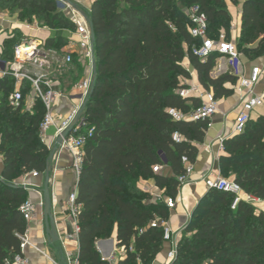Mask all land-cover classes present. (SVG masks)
Listing matches in <instances>:
<instances>
[{"label": "trees", "instance_id": "obj_1", "mask_svg": "<svg viewBox=\"0 0 264 264\" xmlns=\"http://www.w3.org/2000/svg\"><path fill=\"white\" fill-rule=\"evenodd\" d=\"M227 2L238 5V0H92L85 16L94 31V83L80 117L81 129L91 128L92 136L83 147L77 181V202L82 205L79 264H109L95 242L109 240L114 229L117 248L125 250L116 264H153L160 254L163 229L151 223L166 222L169 210L138 184L153 180L166 197L175 199L177 178L185 172L181 159L195 163L194 144L202 143L208 130V119L175 120L169 113L188 115L201 106L199 99L179 95L191 80L185 59L201 88L216 101L233 95L225 85L234 86L237 77L210 76L219 55L201 61L193 53L200 42L191 36L187 16L197 5L206 17L208 36L217 39L223 32L229 40ZM4 4L18 10V20L25 14L60 32L45 41L46 48L60 52L66 47L61 31H74V26L56 0H0V8ZM240 21L238 52L248 61L262 58L264 0H244ZM17 43L15 38L4 40V61L12 59ZM73 63L80 67L76 56ZM11 89L5 81L0 99V264L19 253V236L26 232L19 207L27 192L13 181L32 172L43 176L50 155L40 138L45 108L38 100L30 110L24 101L17 108L9 106ZM26 94L25 87L23 99ZM223 148L220 175L232 177L244 193L264 199V117L250 120ZM155 166L169 167L171 176L155 174ZM232 202V196L217 190L198 200L171 264H264V212L242 201L232 210Z\"/></svg>", "mask_w": 264, "mask_h": 264}, {"label": "built area", "instance_id": "obj_2", "mask_svg": "<svg viewBox=\"0 0 264 264\" xmlns=\"http://www.w3.org/2000/svg\"><path fill=\"white\" fill-rule=\"evenodd\" d=\"M59 8L63 11V15L74 26L75 40H70L68 45L57 52L53 49L45 47V42L31 38L29 35L22 34L21 39L14 47L12 59L4 61L2 58L3 42L0 44V99L2 96V86L5 81L11 84L12 89L6 97V102L9 106L17 108L23 99V91L29 89L30 97L24 101L25 108L31 109L34 102L38 100L45 108V115L40 125V138L44 143L46 140V132L54 129L53 141L62 135V133L73 122L77 112L80 110L82 104L88 98L91 85L94 78L93 64H94V46L91 41V33L89 22L80 10L76 8L74 3L69 0H56ZM187 16L192 22V27L189 29L191 36L199 40V46L194 50V54L201 60L206 61L213 53H217L220 58H223L226 63L229 73L237 77V82L231 88L235 93L239 94L240 111L235 116L232 134H242L251 120V114L259 107L264 106V93H256V88L259 85L262 72L259 68H251L248 74L243 72V56L238 52L236 44L225 38L223 32H220L217 39H212L208 36V25L205 15L200 12L197 5L190 7L187 11ZM0 22H2L0 20ZM16 29V28H13ZM22 33L20 28H17ZM26 29L33 30L34 27L26 25ZM36 30H40L36 28ZM4 33L3 27H0V36ZM7 39L15 38L13 34L6 36ZM5 39V38H4ZM73 55H76L77 62L85 68L86 77L79 84L73 87V96H66L58 89V83L50 80L47 74L50 68L60 69L73 63ZM201 94L198 99L201 101V106L188 115H182L175 111H169L170 115L175 120H210L217 112V101L213 98L210 92L198 93ZM189 92L182 90L179 95L183 98L188 97ZM80 97V98H79ZM77 99L78 104L74 105L65 115L58 111L61 101H69ZM82 123L79 121L73 128L71 134L63 139L58 145L59 151L70 155L71 168L78 177L83 158V147L87 140L92 136L91 128L81 129ZM175 141H180L178 135H174ZM49 150L50 147L48 146ZM184 167V174L177 178L178 189L177 195L182 189L190 184L189 178L194 171V164L188 162L183 157L181 159ZM163 167H153V172L159 174ZM36 172H32L24 176V180L28 177L38 178ZM203 183L206 190H217L219 192L228 194L233 197L231 209L234 210L239 202H245L252 205L259 211L264 212V199H258L251 195L244 193L238 184L233 180L223 178L219 173H209L203 177ZM22 187L26 188L23 183ZM148 193L155 202H163L168 210L175 208L176 199L164 197L161 194L153 195L149 190L142 189ZM62 220L65 222L67 228L56 226L58 242L62 252L61 264H79L78 262V248L72 249L69 243L76 241L79 234L78 215L82 209V205L77 202V184L69 193L66 201L61 208ZM21 216L27 222L35 212V204L27 199L19 207ZM56 225V224H55ZM152 226H161L163 229V241L169 245V251L166 255V264H171L177 253L178 241L174 238V234L167 226L166 222L156 219L151 223ZM19 253L10 259H6L2 264H29L28 258L24 255V249L29 245L27 233L25 232L19 236ZM123 249V248H121ZM124 250V249H123ZM125 253V250H124ZM123 255L119 256L117 260L112 258L103 261L109 264H116Z\"/></svg>", "mask_w": 264, "mask_h": 264}, {"label": "crops", "instance_id": "obj_3", "mask_svg": "<svg viewBox=\"0 0 264 264\" xmlns=\"http://www.w3.org/2000/svg\"><path fill=\"white\" fill-rule=\"evenodd\" d=\"M74 1V0H71ZM240 6L238 8V15L233 20V33L236 39H238L240 34V11L241 4L244 0L239 1ZM228 3V2H227ZM80 4V5H79ZM92 0H77L74 3L76 8L80 10L83 14H86L91 7ZM82 5V7H81ZM84 7V8H83ZM230 12V8H228ZM0 14V27H3V30L6 27L20 28L22 34L28 35L26 31H32L26 29V25L20 23L15 17L13 20H7L2 17ZM18 30V29H17ZM19 31V30H18ZM41 32H45V42L50 37H55L53 34L54 31L47 28H42ZM37 32V33H39ZM66 32V31H65ZM66 36V34H64ZM67 37V36H66ZM5 40V39H3ZM183 67H185L190 75L191 80L187 81V84H193L192 87L196 89L198 93H204L205 91L201 88L197 81L196 72L192 69L187 59L183 61ZM222 67V66H221ZM225 67V66H224ZM251 68H259L262 72L260 77L259 85L256 88V93H264V56L262 58L248 61L243 57V72L248 74ZM224 74L223 72L218 74L216 77ZM211 73V77H212ZM212 77V78H216ZM227 88H231L229 84L225 85ZM227 98L217 101L218 110L216 114L209 120L208 130L205 134L204 140L202 143L194 144L198 150V155L194 163V171L191 174L189 181L190 184L185 186L181 192L176 196L175 208L169 210V217L166 221L167 226L171 229L174 234V238L179 242L183 236V231L188 224L190 216L195 209L198 200L207 192L204 183L203 177L209 173H219V159L222 156H225L223 144L226 140L232 138V127L234 123L235 116L240 111L239 104V94L238 92ZM201 94H188L190 98H196ZM70 101V100H69ZM74 105L69 106L67 101H61L58 107V111L65 115L69 109ZM259 117H264V106L257 108L251 114V121H256ZM54 129L50 128L46 132V140L44 144L50 149H55V154L52 161L50 162V192L52 195V214L55 220L56 226L67 228L65 222H61V208L66 201L69 193L72 191L75 184H77L78 177L71 168V158L70 155L59 151L56 141H53ZM51 150V151H52ZM2 171V159L0 157V175ZM160 174L163 176H171V170L169 167H163ZM44 176L38 178L28 177L24 180L22 184H26L27 199L35 204V212L32 217L26 222V233L29 240V245L24 249V255L28 258L29 264H61L62 262V252L60 244L57 241L56 243H50L47 239L45 228H44V217H43V200H42V188H43ZM22 184L20 186H22ZM139 188L147 189L153 195L165 196L163 190L156 188L153 180L143 181L141 180L138 184ZM70 248L77 249L78 242L77 240L69 243ZM95 247L100 254L101 259H110L117 260L119 256L123 255L124 250L117 248L116 246V230L114 229L113 234L109 240H97L95 242ZM169 251V245L164 243L161 249L160 254L157 255L153 264H166V255Z\"/></svg>", "mask_w": 264, "mask_h": 264}, {"label": "rangeland", "instance_id": "obj_4", "mask_svg": "<svg viewBox=\"0 0 264 264\" xmlns=\"http://www.w3.org/2000/svg\"><path fill=\"white\" fill-rule=\"evenodd\" d=\"M69 1H71V0H69ZM239 1H241V0H238V5H236V6H232L231 4L227 3V10H228V8H230V12L229 11L228 12L231 15V19H232L229 41H232L235 44H236L237 39L235 38L234 33H233V20L238 15V8L240 6ZM71 2L75 3V2H77V0H74ZM81 7H82V5H81ZM18 13H19L18 10L16 8L11 7L10 5H7V4L1 5L0 14L3 15L5 18L3 16L2 17L4 19H7L8 21L13 20L15 17H17V19H18ZM62 14H64L63 11H62ZM18 21L20 23H23V24L28 25L30 27H34V29L32 31H26V33L31 38L43 41L42 39L45 38L46 33L41 32V31L39 32L36 30V28L42 29L45 27H43L38 20H35L34 18H30L24 14V16L22 17V20H18ZM65 31H61V34L65 38V40L67 41V45H68L70 40H75L76 37L73 36L74 31H69V30H65ZM37 32H39V33H37ZM10 33L13 34L15 36V39H17L18 41L22 37V33H20V31H18L17 29H12L11 27H6L4 29V33L1 34V36H0V44L4 38H5V40L7 39L6 36L7 37L10 36ZM58 33H60L58 30L53 32V34H55V36ZM64 34H66L67 37ZM73 56H74L73 58H75L76 55H73ZM49 71L50 72L47 74V77L50 80L57 82L58 83V85H57L58 89H60L64 93V95L69 96V97L73 96V87L75 85L79 84L82 80H84V78L87 76L86 72L88 73V71L85 68H82L81 65L79 67L74 63H71L67 66L60 68V69H53V67H51ZM229 71L230 70L227 69V67H226L225 60L223 58L219 57L215 62V68L212 71V74H213L212 77H216L218 74H220L222 72L224 74L229 73ZM185 84L188 86L187 91L189 92V94H197V93H195L196 89H194V87H192L193 84H191V85H190V83L187 84V81L185 82ZM233 94H234V92H233ZM28 97H30V94H26L24 101H27ZM67 102L69 103V106H71L72 104H78L79 103L77 99H71L70 101L67 100ZM51 150L52 149L48 150L49 153L51 152ZM23 177L24 176H21V177L15 179L13 181V183L20 186L22 184L21 182H23ZM225 178L232 179V177H225ZM152 201H154L153 198H152Z\"/></svg>", "mask_w": 264, "mask_h": 264}, {"label": "water", "instance_id": "obj_5", "mask_svg": "<svg viewBox=\"0 0 264 264\" xmlns=\"http://www.w3.org/2000/svg\"><path fill=\"white\" fill-rule=\"evenodd\" d=\"M89 27H90V33H91V41L93 44L94 43V31H93V27L90 24H89ZM94 68H95V66L93 64V67H92L93 75H94ZM93 83L94 82L92 81L91 91H92ZM85 103H86V101L83 102L80 110L77 112V114H76L73 122L70 124V126L57 139V141H56L57 145L61 144L62 140L66 139L71 134L73 128L75 127V125L77 124V122L79 121V119L82 115V112H83L84 107H85ZM54 154H55V149H53L50 152L46 171L44 174V182H43V188H42L44 228H45V233H46L47 239L50 243H56L58 241V235H57L55 220H54V217L52 214L53 202H52V195L50 192V172H51L50 162L52 161ZM10 186L15 187L13 185H10Z\"/></svg>", "mask_w": 264, "mask_h": 264}]
</instances>
